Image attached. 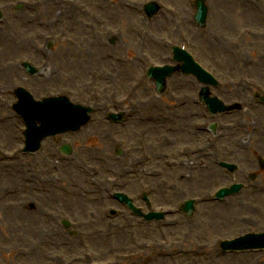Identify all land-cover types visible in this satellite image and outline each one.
Listing matches in <instances>:
<instances>
[{
  "label": "rangeland",
  "instance_id": "rangeland-1",
  "mask_svg": "<svg viewBox=\"0 0 264 264\" xmlns=\"http://www.w3.org/2000/svg\"><path fill=\"white\" fill-rule=\"evenodd\" d=\"M65 1L67 6L51 3L55 8L48 4L46 11L43 3L42 11H36L18 10L16 0H0L4 11L0 23V264H89L85 248H80L77 239L64 232V242L61 240L58 231L62 230V217L86 223L80 226L86 236L96 237L88 250L104 263L264 264V251L224 253L219 248L220 239L264 230V194L258 191L264 189V174L255 182H247L243 192L228 196L231 198L218 207L210 197L220 186L248 181L245 172L257 168L255 159L246 163L250 152L264 156V109L249 105L256 81L264 88V0H206L211 12L204 30L192 23L195 0H160L170 10L165 8L152 20L143 16L142 9L133 12L126 7L147 0ZM60 6L70 7L62 17L64 25H59V15L53 13ZM75 9L81 10L75 11L76 18ZM43 12L47 13L44 17ZM178 27L189 33L187 43L181 41ZM113 36L116 40L111 44ZM170 43L191 50L196 60L221 81L213 93L226 103L240 102L243 111L210 116L209 120L203 110L201 114L191 111L192 118H185L182 112L187 106L179 108L178 104L190 95L191 107L202 109L193 93L200 84L196 82L192 90L177 89L176 82L192 79L179 74L168 79L167 94L156 97L154 82L147 78L146 71L150 65L174 64ZM24 60L47 68L48 75L41 70L36 76L26 75L21 67ZM15 67L19 68L16 74ZM249 77L254 81L249 83ZM16 85L25 86L36 98L66 92L74 102L92 104L90 98L95 96L109 109L134 113L135 118L128 120L125 129H117L110 141L112 146L90 141L88 146L99 152L92 155L98 157L93 162L87 158L91 155L89 147L77 149L75 159L60 164L53 163L45 151L47 145L37 155L20 153L14 157L12 153H19L23 137V124L13 111ZM227 86L229 89H222ZM123 97L129 101L123 102ZM141 118L144 123L139 122ZM171 118L177 121L175 129L183 127L189 137L196 122L219 123L217 133L208 134L202 159L181 157V149H189L188 140L182 133L171 131ZM156 125L160 126L158 132L154 130ZM91 126L94 135L97 122ZM218 132L224 138H219ZM153 135L157 137L154 143ZM141 137L147 149L160 146L157 158L154 154L153 160L139 162ZM173 137L175 145L167 144L166 140ZM128 142L135 153L125 157ZM85 143V137L80 136V144ZM116 146L125 151L121 157L116 154ZM221 159L237 164L239 171L230 174L223 170L218 165ZM95 166L101 170L93 175L90 167ZM143 189L150 191L156 208L172 211L165 222L149 225L120 207L124 214L111 220L101 216L99 210L81 211L79 204L78 208H59L54 201L69 191L96 190L99 195H108L124 190L139 202ZM191 198L197 201L193 218L182 212L174 214ZM177 219L180 224L167 226ZM201 245L213 248L212 253L199 257ZM170 247L178 254L185 253V257L170 259L166 254ZM188 250L197 251L185 252ZM156 252H162V258H157ZM186 253H198L199 258L187 257Z\"/></svg>",
  "mask_w": 264,
  "mask_h": 264
},
{
  "label": "water",
  "instance_id": "water-1",
  "mask_svg": "<svg viewBox=\"0 0 264 264\" xmlns=\"http://www.w3.org/2000/svg\"><path fill=\"white\" fill-rule=\"evenodd\" d=\"M186 64L188 65V62H186ZM188 66H189L190 69H192L194 67V65L191 62H189V65ZM29 103H31L30 100H29V98L25 97L24 100H23V105H26V104H29ZM28 108L29 107H27L26 109L28 110ZM20 110L23 111V114L25 113L24 107L22 108L20 106ZM256 238H259V242L262 243V244H264V235H260L259 237H256ZM256 238L253 239V240H249L248 242H250V243H256V242H258V240H256Z\"/></svg>",
  "mask_w": 264,
  "mask_h": 264
},
{
  "label": "bare ground",
  "instance_id": "bare-ground-1",
  "mask_svg": "<svg viewBox=\"0 0 264 264\" xmlns=\"http://www.w3.org/2000/svg\"><path fill=\"white\" fill-rule=\"evenodd\" d=\"M35 10H36V11H39L40 9L35 8ZM63 10H64V9H63ZM46 14H47V13H43V14H42V17H44ZM55 14H58V15H59V14H62V11H61V10H56V11H55ZM210 251H212V250H210Z\"/></svg>",
  "mask_w": 264,
  "mask_h": 264
}]
</instances>
